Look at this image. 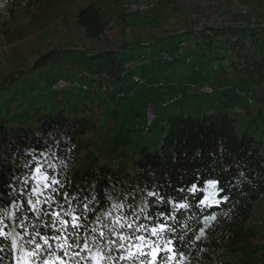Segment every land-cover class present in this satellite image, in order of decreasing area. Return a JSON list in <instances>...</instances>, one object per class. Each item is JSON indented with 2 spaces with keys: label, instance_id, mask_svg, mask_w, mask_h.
<instances>
[{
  "label": "trees",
  "instance_id": "1",
  "mask_svg": "<svg viewBox=\"0 0 264 264\" xmlns=\"http://www.w3.org/2000/svg\"><path fill=\"white\" fill-rule=\"evenodd\" d=\"M101 2L92 0L76 14L87 43L100 42L108 27ZM172 37L93 54L54 49L0 87V231L10 234L9 240L0 239V264H18L12 233L20 237L33 264L50 259L56 264H152L148 244L155 247L156 264H163L166 255L172 257L168 264H264V251L256 245L259 230L250 225L264 200V31L212 25ZM190 38L208 49L200 61H194L192 53L190 64L137 66L136 59L131 60L133 50L145 54L150 49L152 58L175 51ZM168 65L175 69L159 74ZM84 73L90 90H53L57 79ZM135 74L173 82L176 88L166 95L193 83L211 85L214 93L187 94L160 108L157 125L142 134L131 152L112 147L105 158L99 157L90 137L98 126L90 110L106 107L98 99L97 78L106 75L116 82L115 99L116 93L128 91ZM237 89L251 91L256 108L245 106ZM166 95L140 89L130 100H139L145 110L149 102L159 104ZM12 104L18 105L16 111ZM240 104L246 107L245 116L233 112ZM122 106L118 102L110 107L116 120L126 117ZM53 177L58 184L51 183ZM209 180L217 182L216 202L201 204ZM193 185L196 190L189 191ZM73 215L81 219L73 220ZM58 216L64 221L61 231ZM74 223L79 227L73 228ZM153 227L159 236L152 234ZM44 238L52 252L44 250L43 259L33 257L35 244L43 246ZM75 240L81 241L79 247ZM85 242L90 251H85ZM67 244L72 246L62 251ZM136 245H142L145 256L138 254ZM167 247L174 251L166 252ZM230 254L239 255V260L233 262Z\"/></svg>",
  "mask_w": 264,
  "mask_h": 264
},
{
  "label": "rangeland",
  "instance_id": "2",
  "mask_svg": "<svg viewBox=\"0 0 264 264\" xmlns=\"http://www.w3.org/2000/svg\"><path fill=\"white\" fill-rule=\"evenodd\" d=\"M90 1L92 0H0V87L34 68L42 57L54 49H82L90 54L103 50L119 51L131 48L136 43L150 44L157 38L168 42L177 33H199L205 26L212 25L242 26L254 31H264V0H146L153 3L154 8L144 15L130 16L123 11V4L129 0H101L106 21L109 24L115 23V26L106 28L107 32L100 42L87 43L77 26L76 14ZM187 42L195 45L191 52L194 61H200L205 51L199 48L195 38L184 43ZM133 51L131 60L136 59L141 63L135 64L137 66L156 62L148 54L150 49L145 54L140 50ZM147 57V61L143 60ZM174 69L175 65H168L159 74H166V70ZM140 71L138 68V72ZM78 77L81 75L72 74L70 78ZM109 83L113 87L117 85L111 79ZM139 97L143 99L140 93ZM98 99L103 100L106 107L103 111L96 108L90 110L96 115L98 125L97 131L90 134L94 153L105 158L112 147H118L116 151L131 152L142 138L145 104L140 106L139 100L132 101L131 98L113 99L111 92L99 93ZM118 102L123 105L121 108H124L123 114L126 116L120 120H116V112L110 110ZM11 106L16 111L18 105ZM115 123L118 124L113 128ZM214 194L215 186L209 185L205 201L215 203ZM210 221L208 219L207 223ZM250 225L259 230L256 245L258 250L264 251V200L260 202ZM12 239L17 242L15 250L18 264H33V258L24 249L20 237L12 233ZM227 257L237 262L240 256L230 254Z\"/></svg>",
  "mask_w": 264,
  "mask_h": 264
},
{
  "label": "built area",
  "instance_id": "3",
  "mask_svg": "<svg viewBox=\"0 0 264 264\" xmlns=\"http://www.w3.org/2000/svg\"><path fill=\"white\" fill-rule=\"evenodd\" d=\"M154 8V4L146 0H129L123 4V11L126 15H144L150 12ZM115 23H110L108 28H113ZM107 32V29L105 33ZM199 48L205 53H208L206 45H199ZM195 49V45L190 42L182 43L179 48L175 51H161L153 56V60L156 62L163 63H173L183 61L187 64L192 62V56L189 55ZM147 58L143 60L147 61ZM134 64H141L136 61ZM217 69V68H216ZM81 75V74H80ZM127 75V71L123 73V76ZM88 75L86 73L82 74L78 78H59L53 84V90L56 92H67V91H86L90 90V79H86ZM89 77V76H88ZM110 78L106 75L99 76L97 78V90L99 93L107 94L109 92L114 93L115 87L110 83ZM175 89L176 85L171 81H152L148 78L142 77L140 74H135L132 76L131 86L126 92L116 93V98L119 100H124L127 98H135L140 89L158 91L162 95H166L169 89ZM214 93V89L211 85L205 84L200 85L197 83L189 84L185 89L181 91H174L171 95H166L165 99L159 104L154 102H149L145 108L143 123H142V134L148 135L155 124L158 121L160 108H167L170 105L177 103L182 100L185 95H211ZM236 95L244 100L245 106L255 107L254 97L251 91L244 89H237ZM244 105H236L233 107V112L240 116H245L247 114L246 107Z\"/></svg>",
  "mask_w": 264,
  "mask_h": 264
},
{
  "label": "snow or ice",
  "instance_id": "4",
  "mask_svg": "<svg viewBox=\"0 0 264 264\" xmlns=\"http://www.w3.org/2000/svg\"><path fill=\"white\" fill-rule=\"evenodd\" d=\"M35 171H36V172H40L41 169H40V168H36ZM51 183H52V184H58L59 182L53 177ZM216 183H217V182L214 181V180H209V181H208V184H209V185H212V186H215ZM54 190H55V189H54ZM195 190H196V185H193L192 188H191L189 191H193V192H194ZM148 194H149V196L152 195L151 192H149ZM223 199L226 200L227 197L225 196ZM28 203H29V204H34L35 202L32 201V200H29ZM200 203H201V204H205L206 201L202 200V201H200ZM120 207H121L120 205H116V210L119 211ZM181 207H183V205H181ZM65 215H70V213H69V212H65ZM11 218H15V214H14L13 217H11ZM211 218H212V219H215L214 216H212ZM57 219L59 220V222H60V224H61V228L57 229V231H61V230L63 229V226H64V221H63V219H61L59 216L57 217ZM78 219H81V218H78V217H76L75 215H73V220H78ZM97 219H99V217H97ZM133 220H135V217H133ZM0 223H2V221H0ZM124 226H125L124 224H120V227H124ZM128 226L131 227V223H129ZM72 227H73V228L79 227V224H78V223H74V224L72 225ZM138 227H139V225H138ZM165 227H166V225H164L163 223L160 225V229H161V230H164ZM151 231H152V234H153L154 236H159V235H160V232H159V231L157 230V228H155V227H153V228L151 229ZM101 235H103V234H101ZM9 238H10V234H7V233H4L3 231H0V239L9 240ZM120 239H121V240H126V239H128V237L121 236ZM136 239H138V240H140V241H143L145 244H148V242L146 241V238H145L144 236H137ZM29 243H35V242H34V241H29ZM72 243L75 244L76 247H79L80 244H81V241H79V240H75V241H73ZM167 243H168V244H171V243H172V240L169 239V240L167 241ZM11 246H12L13 248H15V247L17 246V242H16L14 239L11 240ZM71 246H72V244H67L64 248H62V251L67 252L68 249H69ZM148 246L153 248V251H152V264H156V256H157V252H156V250H155V247H154L153 245H150V244H148ZM135 247L138 249V254H139L140 256H145V255H146V253H144L143 251L140 250V249L142 248V245H136ZM84 248H85V251H90V249L88 248L86 242L84 243ZM44 250H47V251L50 252V253L52 252V250H51V248H50V246H49V241H48L47 238H44V244H43V246H41V245L38 244V243L35 244V249L31 252V255H32L33 257H35V256H41V258L43 259L42 252H43ZM161 250H165V249H161ZM173 251H174V248H172V247H167V248H166V252H168V253H171V252H173ZM53 255H54V253H53ZM135 256H136V254L133 253V254H132V257L135 258ZM171 259H172L171 256H167V255H166V256L163 258V264H168V261L171 260ZM45 264H56V261L51 260V259H50V260H46V261H45ZM141 264H145V262L142 261Z\"/></svg>",
  "mask_w": 264,
  "mask_h": 264
}]
</instances>
